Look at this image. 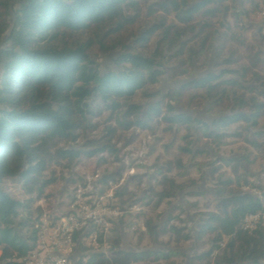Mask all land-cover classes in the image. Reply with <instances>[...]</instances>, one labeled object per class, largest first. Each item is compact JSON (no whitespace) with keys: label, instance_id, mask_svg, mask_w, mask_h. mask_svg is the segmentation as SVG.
Segmentation results:
<instances>
[{"label":"trees","instance_id":"1","mask_svg":"<svg viewBox=\"0 0 264 264\" xmlns=\"http://www.w3.org/2000/svg\"><path fill=\"white\" fill-rule=\"evenodd\" d=\"M258 2L0 0V264H21L36 243L40 220L44 217L50 222L36 205L49 198L45 191L56 182L52 167L65 164L69 170L85 159H101L98 164L102 165L106 161L98 157L104 154L119 164L117 152L107 145L87 151L73 149L96 130L94 121L103 116L122 132L137 130L153 138L160 126L171 135L183 131L177 153L190 158L200 156L195 148L200 141L217 153L241 139L264 161V129L258 126L264 120V91L250 86L259 75L264 79V37L255 26V44L247 45L244 38ZM14 6L17 9L11 13ZM139 19L152 24L128 43L123 31ZM231 44L245 49L244 57L238 58L232 50L223 56ZM114 54V71L101 74L91 62ZM210 56L217 64L212 73L206 71ZM194 66L202 67L198 78H191ZM162 80L181 84L162 95L154 92ZM223 104L234 107L230 116L216 111ZM202 106L208 107L209 116L217 112L209 123L186 115ZM59 143L70 150L55 149ZM248 157L242 159L245 166L251 165ZM234 162L215 159L207 165L214 179L212 191L188 194L204 200L195 234L198 241L206 237L209 246L207 252L190 258L189 264H264V226L249 236L238 230L247 217L261 212L264 189L245 175L227 179L219 173ZM173 165L177 177L193 190L195 184L181 161L176 158ZM214 165L218 167L213 169ZM166 174H155L164 196L143 197L126 211L108 207L123 216L109 230L106 256L89 252L74 264H172L171 253L122 251L119 237L124 216L134 205L139 203L153 214L181 192L182 186ZM119 180L120 172L100 177L97 196L111 191L113 202L118 200L120 195L112 189ZM242 188L256 190L262 201L243 193ZM141 216L133 218L127 228H137ZM59 219L53 218L50 225ZM172 220L178 221L169 219L159 235L169 234L177 244L190 241V233L182 234L168 225ZM143 225V233L157 241L151 221ZM137 238L140 241L141 234ZM77 246L78 254L85 253L80 242ZM222 246L228 253L235 248L236 254L220 259L217 254Z\"/></svg>","mask_w":264,"mask_h":264},{"label":"rangeland","instance_id":"2","mask_svg":"<svg viewBox=\"0 0 264 264\" xmlns=\"http://www.w3.org/2000/svg\"><path fill=\"white\" fill-rule=\"evenodd\" d=\"M17 7L14 6L11 13L16 11ZM130 18V17H129ZM133 18V17H131ZM171 20H168L170 22ZM256 20H249L248 32L245 35L246 44L253 46L255 44L254 38L256 34ZM152 21L149 19H139L136 23L129 28H125L122 37L128 43H131L135 38L145 31ZM153 43V42H152ZM232 50L238 58L244 57L246 50L239 49L234 45H228L223 56H227V53ZM116 54L108 58H92L91 62L93 65H97L100 68V73H107L114 71L112 65L113 60L116 59ZM216 62L213 58L208 59L207 72L212 73L215 71ZM202 67L194 66V75L191 78H198L199 71ZM181 82L177 84L169 83L166 80H162L161 84L154 89V92L165 94L168 90L173 87H178ZM176 85V86H175ZM256 90L264 91V79L263 76L259 75L258 79L250 84ZM208 107L202 106L195 108L188 112L186 115L199 119L204 123H209L212 117L215 116L217 111L222 116H230L234 112V107H228L223 104L221 108L216 111H211L208 115ZM216 112V113H217ZM96 122V130L87 135L86 138L82 139L73 148L76 151H87L91 149H99L103 145H107L114 149L117 154L116 158L119 160V164L113 162V158L108 155H100L98 158H102L106 164L99 165L97 159L82 160L80 164L72 166L69 170L65 169V164L61 167H52L50 172L53 173V177L56 179L55 184L45 191V195L49 196L48 199L40 201L36 206L41 208L44 212V216L50 217V223L53 218L64 216L68 209L69 198L71 193L76 190L83 192L82 186L88 187L93 184L96 192L98 187L96 182L100 177L120 172L119 185L112 190L118 192L120 198L115 202H108L107 209L111 206L115 207L116 210L121 209L126 211L132 204L139 202L143 197H155L157 195L164 196L166 193L158 185L157 172L166 174L167 177L174 181L176 184L182 186L181 192H177L171 200H165L155 213H150L148 210L142 208L139 203L131 208V211L124 216L123 227L119 228L120 234V248L124 252L137 253V252H159L161 254H172V258L169 263L172 264H189L190 258L193 256L205 253L208 251V239L204 237L201 240H197L195 234L197 217L204 213L203 204L204 200L200 197H188V194H207L213 189V178L210 176V168L207 167L215 159L223 160H237L229 168L222 167L219 173L227 179H233L237 176L245 175L252 183L264 189V161L258 159L254 153H252L240 140H234L229 145L222 147L219 152L215 153L211 148L205 146L203 141H200L196 145V151L200 153V156L190 158L185 155L177 153V149L182 147L181 138L184 135L183 131L174 132L171 135L168 132H164V126L156 127L155 137H149L146 133H140L137 130L122 132L118 130L112 121H107L106 116L101 119L94 121ZM259 128L264 129V120L259 122ZM112 131L111 135H108L109 131ZM69 149L70 147L59 143L55 149ZM70 150V149H69ZM72 150V149H71ZM248 154L250 156L248 157ZM248 157V161L251 163L250 166H245V162L242 161L245 157ZM178 158L184 168L188 170V178L193 181L195 186L194 189L187 188V183L184 179L177 177L174 170L173 162ZM214 165L212 168H217ZM140 180L137 183V180ZM73 182V184H69ZM186 187V188H185ZM17 195L18 192H13ZM85 193V192H84ZM19 197V195L17 196ZM109 207V208H108ZM112 211V210H110ZM116 212V211H115ZM120 214V213H119ZM141 216L137 220V228H127L130 223H133V218ZM120 216H123L121 214ZM177 218L178 221H171L169 226L180 229L182 234L190 233V241L186 243L177 244L175 239L169 234L159 235V233L165 231L166 224L169 219ZM117 219V218H116ZM116 219L112 224L116 222ZM150 220L151 224L155 226L156 230L153 234H157V241H153L151 237L143 233L144 225L143 221ZM41 222H47L43 217ZM116 224V223H115ZM135 232V233H134ZM141 234L140 241L138 236ZM111 236H109L110 238ZM106 242V241H105ZM107 243V242H106ZM224 245V243H223ZM229 254H236V249L224 251V247H221V251L217 256L223 260L229 256ZM78 259L80 258L77 257ZM73 257L71 264L76 263L78 260ZM238 261V259H233ZM161 264V263H159ZM238 264H243L239 262Z\"/></svg>","mask_w":264,"mask_h":264},{"label":"built area","instance_id":"3","mask_svg":"<svg viewBox=\"0 0 264 264\" xmlns=\"http://www.w3.org/2000/svg\"><path fill=\"white\" fill-rule=\"evenodd\" d=\"M253 20H256L255 24L264 37V0H259ZM89 187V192H87L88 187H84L85 189H81L83 192L76 190L74 196H70L73 197L67 211L70 215L60 218L51 225L48 222H41L36 243L31 246L21 264H71L73 257H83L89 252L106 256L105 241L109 237L113 221L120 214L108 211L106 207L108 202H113L111 191L98 197L93 184ZM241 191L250 193L262 201L261 194L256 190L242 188ZM258 226H264V205L259 214L247 217L238 230L241 234L249 236ZM74 236L78 237L77 241ZM78 242L86 250L85 253H77ZM98 242L101 244L99 245Z\"/></svg>","mask_w":264,"mask_h":264}]
</instances>
